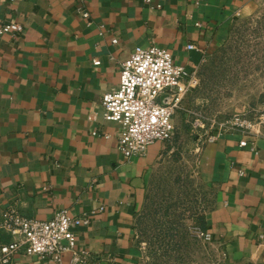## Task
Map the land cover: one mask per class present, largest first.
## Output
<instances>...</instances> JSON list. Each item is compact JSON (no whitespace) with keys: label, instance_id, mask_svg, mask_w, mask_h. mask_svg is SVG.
Segmentation results:
<instances>
[{"label":"crops","instance_id":"crops-1","mask_svg":"<svg viewBox=\"0 0 264 264\" xmlns=\"http://www.w3.org/2000/svg\"><path fill=\"white\" fill-rule=\"evenodd\" d=\"M252 1L0 0V25H20L0 35V212L12 207L46 220L64 208L86 217L71 226L74 248L87 251L85 264H140L133 216L161 144L122 157L100 96L116 86L120 62L137 45L161 47L194 70ZM263 145L264 126L253 125L200 147L197 176L214 190L203 230L229 264H264ZM0 239L8 237L0 231ZM9 264L55 263L16 252Z\"/></svg>","mask_w":264,"mask_h":264},{"label":"rangeland","instance_id":"rangeland-1","mask_svg":"<svg viewBox=\"0 0 264 264\" xmlns=\"http://www.w3.org/2000/svg\"><path fill=\"white\" fill-rule=\"evenodd\" d=\"M223 26L194 68L196 82L180 94L173 132L150 166L133 216L140 264H229L203 232L213 187L197 176L200 147L235 114L264 111V0Z\"/></svg>","mask_w":264,"mask_h":264},{"label":"built area","instance_id":"built-area-1","mask_svg":"<svg viewBox=\"0 0 264 264\" xmlns=\"http://www.w3.org/2000/svg\"><path fill=\"white\" fill-rule=\"evenodd\" d=\"M79 12L87 15L82 9ZM19 30L17 23L0 25V35ZM102 31L103 25H98V35ZM115 42V38L110 40V43ZM193 48L191 44L186 45V49ZM92 63L97 65L99 61L93 59ZM195 82L194 70L175 63L167 50L155 45L132 48L119 64L118 83L100 96L102 119L117 125L116 147L122 157L142 155L151 143L170 139L179 96ZM160 95L168 97L167 103L158 100ZM227 122L225 129L217 131L207 141H213L225 130L237 129L244 133L251 131L253 125L264 126V111L256 117L238 113ZM238 145H245V141L240 140ZM84 223L86 217L70 216L64 208L54 210L46 220L27 217L12 207L4 209L0 212V231L8 239H0V264H9L10 256L16 252L48 257L55 264H61L62 255L68 253L66 264H85L87 251L74 248L75 236L71 231V226ZM201 234L211 239L206 231Z\"/></svg>","mask_w":264,"mask_h":264},{"label":"water","instance_id":"water-1","mask_svg":"<svg viewBox=\"0 0 264 264\" xmlns=\"http://www.w3.org/2000/svg\"><path fill=\"white\" fill-rule=\"evenodd\" d=\"M167 99H168V97H166L165 95H160V96L158 97V100H159L161 103H163V104L167 103Z\"/></svg>","mask_w":264,"mask_h":264}]
</instances>
